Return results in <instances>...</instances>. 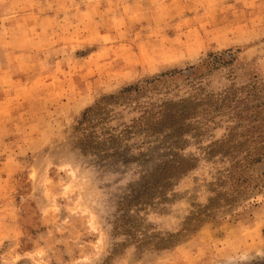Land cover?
I'll list each match as a JSON object with an SVG mask.
<instances>
[{
    "label": "rangeland",
    "instance_id": "obj_1",
    "mask_svg": "<svg viewBox=\"0 0 264 264\" xmlns=\"http://www.w3.org/2000/svg\"><path fill=\"white\" fill-rule=\"evenodd\" d=\"M258 115L264 0H0V264H264Z\"/></svg>",
    "mask_w": 264,
    "mask_h": 264
},
{
    "label": "trees",
    "instance_id": "obj_2",
    "mask_svg": "<svg viewBox=\"0 0 264 264\" xmlns=\"http://www.w3.org/2000/svg\"><path fill=\"white\" fill-rule=\"evenodd\" d=\"M254 120L261 121L260 123L262 126H261L260 130L262 132L259 130L258 135L256 137L249 135L248 139H250L251 141L253 140V142L255 143V147H254V150L251 149L253 151L248 150L249 147L246 149L244 159L246 161L250 160V163H263L264 162V117H259V115H258V117H254ZM260 123H259V126H260ZM253 152H255V153H253ZM180 166H182V165H180ZM163 169H165V167ZM190 169H192V167H190V166L185 167V168L180 167V169H177V172L181 171V173H186ZM162 174H163V176H165L166 172H162ZM240 176L241 175H239L237 178H239ZM234 183L235 182H233V184Z\"/></svg>",
    "mask_w": 264,
    "mask_h": 264
}]
</instances>
